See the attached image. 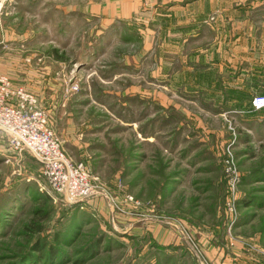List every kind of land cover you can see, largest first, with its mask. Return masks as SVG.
<instances>
[{
  "label": "rangeland",
  "instance_id": "obj_1",
  "mask_svg": "<svg viewBox=\"0 0 264 264\" xmlns=\"http://www.w3.org/2000/svg\"><path fill=\"white\" fill-rule=\"evenodd\" d=\"M172 2L0 0V75L35 94L94 184L53 194L0 137V264H264V110L249 124V92L213 87L215 69L220 84L245 76V47L175 54Z\"/></svg>",
  "mask_w": 264,
  "mask_h": 264
},
{
  "label": "crops",
  "instance_id": "obj_2",
  "mask_svg": "<svg viewBox=\"0 0 264 264\" xmlns=\"http://www.w3.org/2000/svg\"><path fill=\"white\" fill-rule=\"evenodd\" d=\"M171 1H173L169 4L171 10L167 8L169 14L166 23L169 24L171 21L172 30L167 29L166 34L169 42L173 43L172 49L175 54L182 52L177 50L175 44L181 43L184 48L196 42L199 46L207 45V52L216 53L217 49H220L221 60L230 61L237 56V53H234L237 47L232 41L235 38L242 41L241 48L244 50L245 47L247 53L242 54L248 69L245 76L239 74L220 84L215 69L213 87L216 91H222L219 86L225 85L231 86L228 92H249V105H245L246 102L241 100V108L245 109L241 116L243 120H249V124L254 122L251 100L255 93H264V0H190L188 7L182 3L184 0ZM178 19H182V23L188 21L191 24L190 34L181 35L177 31ZM214 61L213 64L216 66L217 63ZM238 81L241 83H237ZM239 103L240 101L236 100L231 105L237 108Z\"/></svg>",
  "mask_w": 264,
  "mask_h": 264
},
{
  "label": "built area",
  "instance_id": "obj_3",
  "mask_svg": "<svg viewBox=\"0 0 264 264\" xmlns=\"http://www.w3.org/2000/svg\"><path fill=\"white\" fill-rule=\"evenodd\" d=\"M251 102L254 110H263L264 94L254 96ZM0 135L12 149L37 158L51 193L72 202L93 195L88 167L83 162L75 163L62 150L38 98L6 75H0ZM226 165L228 172L235 175L233 162L229 160ZM232 197L235 198L234 191ZM227 204L232 208V199Z\"/></svg>",
  "mask_w": 264,
  "mask_h": 264
}]
</instances>
